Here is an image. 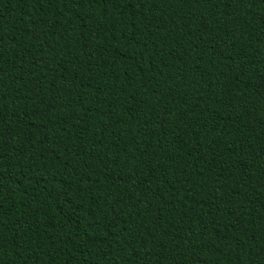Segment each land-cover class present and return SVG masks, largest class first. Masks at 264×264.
Instances as JSON below:
<instances>
[{"label":"trees","instance_id":"obj_1","mask_svg":"<svg viewBox=\"0 0 264 264\" xmlns=\"http://www.w3.org/2000/svg\"><path fill=\"white\" fill-rule=\"evenodd\" d=\"M0 264H264V0H0Z\"/></svg>","mask_w":264,"mask_h":264}]
</instances>
